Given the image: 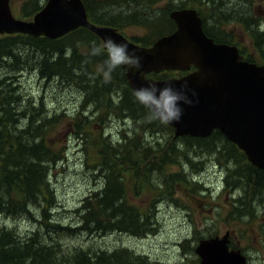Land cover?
Masks as SVG:
<instances>
[{
    "label": "rangeland",
    "instance_id": "obj_1",
    "mask_svg": "<svg viewBox=\"0 0 264 264\" xmlns=\"http://www.w3.org/2000/svg\"><path fill=\"white\" fill-rule=\"evenodd\" d=\"M90 1L98 5L93 12L94 16H102L104 10H109L107 17L115 19L117 24L115 27L129 39L132 37L134 42L143 45H149L161 35L172 32L173 25L168 18V13L172 9L183 7L199 9L203 16V32L210 28L212 34L219 33L221 30L218 29L221 27L216 25L217 15L227 8L229 13L235 11L238 12L237 14L245 13L253 16V26H256L259 32H264V0H204L206 5H201L203 0ZM25 2L26 0H11V9L15 17L20 18L21 7ZM45 2L46 0H39L41 7ZM213 3L216 5V10L210 14L209 6L211 7ZM34 14L23 20H32ZM244 15L241 16L244 17ZM225 32L239 52L252 58L253 62H247L264 65V42L261 43L262 47H259L263 49L261 53L255 41L240 23L230 24ZM225 32L223 31L218 37L225 39V36L227 37ZM66 44L69 46L65 57L69 59L67 56L72 49L79 50L84 42H67ZM88 44L96 45V42L88 41ZM96 46L103 49L100 42ZM94 48L96 47L91 46L90 49L86 47L79 51L86 53L89 50L88 54L93 55ZM103 52L106 54L105 51ZM21 53L26 69L21 73L13 74H18L17 82H13L10 78L3 79L9 76L10 71L5 65H0V79H3L0 96L4 99H13L15 96L17 99L16 105H12V110L8 111L9 117L16 119L17 122L12 128L9 126L10 132L7 133L10 139L14 140L15 135L22 133L25 128L27 116L33 121L44 118L46 121L43 127L45 131L43 140L46 142V147L58 150L59 155H54L50 163L46 164L47 190L44 185H41L40 194H36L35 199L25 205L28 210L25 216L14 218L0 213V231H11L13 236L22 239V242L33 240L38 246L45 248V257L57 263H62L61 255L65 254L64 252L66 254L78 250L94 254L105 252L104 257H107L113 251L129 249L132 256H141L145 264H199V257L194 251L197 242L203 238L221 237L225 232H230V246L241 251L246 257L247 264H264V190L256 198L245 193L247 187L242 183L234 184L236 180L231 173L235 169V163L231 159L232 150L218 151L213 147L214 141L204 144L192 141L195 144L186 146V141L181 140L191 137L173 138L171 127L159 121H150L145 114L138 113L137 117L136 115L130 117L119 113L117 116L110 115L113 113L106 110L105 106L104 108L94 107V104H97L94 99H112L114 104L118 103L119 99H124L125 107L134 99L133 92L127 85L122 84L114 83L110 92L101 93V83L108 80L103 76L102 66L91 67L90 77L81 83L76 82L81 64H75L71 69L75 73L71 78V80L74 79L73 81L66 82L58 78L47 80L40 75L42 60L44 58L54 60L56 55L42 54L40 50L29 46L24 47ZM78 59L81 61L79 57ZM72 63L74 60H70L68 65ZM170 76L175 77L174 74ZM96 83L97 85L94 86ZM88 99L92 103L84 102ZM40 103L41 110L38 109ZM25 107H28L26 116L16 117L18 111L21 112ZM32 108L35 110L31 111ZM82 111L87 112L85 113L87 119L95 123L97 116H105L103 126L98 127L94 124L95 129L87 127L90 130L91 144L86 146L78 137L80 134L75 135L71 128L73 115ZM10 112L16 115L10 116ZM148 122H155V128H147ZM99 132L108 135L110 140L114 141L111 142L113 148L117 145L116 141L117 143L122 141L125 149L122 152L123 156H132V158L138 156V159L143 158V154H138L142 152L141 147L149 144L148 147L153 148V153L161 157L168 152L169 144L173 141L172 158L175 161L179 159V163L165 167V176L173 179L174 174L182 175L183 178L195 184L191 190L175 184L176 186H172L171 193L168 194L166 186L161 182L162 175L155 171H148L149 160H139L137 164L142 163L143 167L138 170L137 164L136 167L124 169V171H137V174L133 176L131 182H127L125 194L127 205L122 208L129 207L128 215H137L140 222H149L150 225L145 232L135 234L117 229L104 230L103 233H88L78 229L81 221L79 210L82 199L101 184L95 172L96 161L100 156L98 149L105 146L104 142L99 141ZM40 133L41 131L36 134L35 141L40 140ZM123 134L128 137L125 141L122 139ZM135 134L139 142L134 139ZM220 135L225 139L221 133ZM221 136L215 140L216 144L226 146ZM22 139L26 145L31 144L26 136ZM235 148L238 150L236 146ZM121 150L122 147L118 153ZM149 154L148 151L146 155L149 156ZM107 155H114V153L108 149L105 151V157ZM225 156L230 161H225ZM184 158H188V161L186 162ZM235 158L241 157L237 153ZM166 159L168 160V157ZM196 160L200 162L199 165L194 164ZM30 163L33 162L29 161L28 164ZM119 163L123 164L124 168L129 166V163L123 160ZM10 164L7 169H14ZM22 164L24 166L23 161L20 165ZM132 174L129 173L128 176ZM4 190L6 189L3 186ZM19 194L13 195L20 198ZM239 199L246 201L244 203L249 212L241 219H238L237 209L234 207L235 200ZM107 211L111 212V210ZM119 216L124 217L119 213L115 216L117 220ZM57 225H61L59 232L47 230L48 226ZM68 227L70 230H66ZM73 230L76 231L71 234ZM119 259L123 260V256H119Z\"/></svg>",
    "mask_w": 264,
    "mask_h": 264
},
{
    "label": "trees",
    "instance_id": "obj_2",
    "mask_svg": "<svg viewBox=\"0 0 264 264\" xmlns=\"http://www.w3.org/2000/svg\"><path fill=\"white\" fill-rule=\"evenodd\" d=\"M83 2L92 22L99 25H109L114 27L117 25L115 19L107 17L109 10H104L105 12L103 11L102 16H94L93 12L97 9L98 5L93 4L90 0H83ZM201 5H206V2L203 0ZM215 7L216 5H214V3L211 7L209 6L210 14L215 12ZM40 9L41 5L39 0H26L24 5L21 7L20 17L29 18L32 14L36 13V11L38 12ZM198 13L203 20V16L199 9ZM237 13L238 12L235 11L229 13L228 8L227 10L220 11L217 15L216 25L221 27V29H218L221 31L219 33H215L217 34L215 35L211 33L210 28H207L206 32L204 31L205 35L217 43L232 45L229 39L230 36L225 32V29L230 24L236 22L240 23L241 26L245 28L250 37L255 41V44L258 46L257 48L262 47L261 43L264 42V32H259L258 28L253 26V16L247 15L245 13ZM241 15H244V17ZM223 31L225 32L224 34L227 35V37L225 36V39L218 37V35ZM78 41L84 42L80 49H85L86 47H89L90 49L91 46H95L97 48L96 45H98V42H100V40L93 33L84 28H79L57 40H49L45 37H30L23 34L0 35V65H5L10 71L9 76L4 77L3 79L10 78L13 82H17L18 74H13L25 71L26 67L24 61L22 60L23 54L21 51L24 47L29 46L40 50L42 54H52V56L53 54L56 55L54 60H49L48 58H44L42 60L43 63H41L40 71L41 76L47 78V80L51 78H58L66 82L73 81L74 79L71 80V78L75 73H73L71 69L75 66V64H81L79 67V75L76 77L78 78L76 82L81 83L83 80L90 77L91 67L102 66L103 61L107 57L103 52L104 49H102L103 51L101 50V54L92 55L88 54L89 50H87L86 53H82L79 51L80 49L76 50L74 48L71 52L69 51L70 54L67 56L69 59H67L65 56L67 55V48L69 45L66 43H74ZM88 41L96 42V45H90L88 44ZM149 45L145 44V46ZM259 49L262 53L263 49ZM78 57L81 59V61L78 59ZM70 60H74V63L68 65ZM246 60L253 62L249 55L246 56ZM121 68L122 66L117 68L114 72H112L110 79L101 83V93L110 92L111 86L114 85V83L125 86L127 85L125 79V70ZM169 73L170 72H164L158 76L159 78H165L170 75ZM152 76L157 77L155 75ZM3 79H0V88L3 87V85L1 86V80ZM96 85L97 83L94 86ZM94 100V102L97 103L94 104V107L104 108L103 106H105L106 110L113 113L110 115L115 114L119 116V113L130 117L135 115L137 117L138 113L147 115V110L144 109L139 103L134 101V99L132 102L127 103V107H125L123 104L125 101L124 99H119L118 103L116 104L113 103L112 99ZM87 101L92 103L90 99L84 102ZM16 103L17 99L15 96L13 99H4V97L0 96V213H5L8 216L14 218L25 216L24 214L28 211L27 208H25V205L28 202L33 201L36 197V194H40L41 185H44L45 189L47 190L45 177V170L47 169L46 164L50 163L54 155H59L58 150H52L49 146L46 147V142L43 140L45 132L43 127L46 121L44 118L33 121L31 117L27 116V123L22 133L19 132V135H15L14 140L10 139L7 132H10V127L12 128V126L17 121L16 119L13 120L11 117H9L8 111L10 109L12 110V105H16ZM38 109H42L41 103L38 104ZM32 110L35 109L32 108L31 111ZM27 111L28 107H25V109H23L21 112L18 111L17 115L16 113L10 112V116L14 117L16 115V117H24L26 116L25 114ZM85 113L87 112L82 111L77 112V115H73L71 119V128L74 130L75 135L80 134L78 137L81 138L82 143L86 146L91 144L89 134L90 130L87 129V127L95 129L93 126L94 124H96L98 127L103 126L105 122V116L101 117L96 115L97 118L95 123L93 120H88L87 116H85ZM81 121H84V123H81ZM154 125L155 122H148L146 127L155 128ZM40 131V140L38 139L35 141V136L36 134H39ZM23 136H26L31 141V144L26 145L23 142ZM220 136V133L215 132L207 139L185 138L181 141H186V146H191V144H195L194 142H202L204 144L214 141L213 147L217 148L218 151L222 150L226 152L232 150L233 155L231 159L235 163V169L232 170L231 173H233L236 180L234 184L242 183L247 187V189H245L246 194L253 195L256 198L259 197L260 192L264 190V170L257 169L248 163L245 156L240 153L233 144L228 143L222 136V139L226 142V146H217V141L215 140ZM122 139L125 141L128 139V137L123 134ZM134 139L139 142L136 134ZM99 141L104 142L105 145L99 147L98 152L100 156L98 161H96V177L97 179L101 180V184L94 188L88 195H86V197L82 199L80 205L81 208L79 210L80 212L76 210V212L80 213L79 216L81 221L78 229H82L81 231H86L88 233H103L104 230L113 231L118 229L129 231L135 234L147 231V227L149 225L148 221L140 222L137 215H128L129 207L126 209L122 208L127 205L125 203L127 202L125 195L128 186L127 182H131L133 176L137 174V171H124V169L136 167V164L139 162V160H149L147 164L148 171H155L162 175L161 182H163V184L166 186L168 194H170L171 189L176 186L175 184L182 185L184 188L190 190L195 185L186 178H183L182 175L174 174L172 175L174 176L173 179L170 176H165V167L175 166L179 163V159L178 161H175L172 158L174 153L173 141H171L169 144L168 152L161 157L153 153V148L150 149V147H148L149 144L146 147H141L142 152H138V154H143V158L141 159H138V156H135V158H132V156H123L122 152L125 149L123 148L124 146L122 141V143H117L118 141H116L115 143L117 145L113 148V144L111 142L114 141L110 140L108 135L106 136L104 134H100V132ZM14 144H16L17 147ZM121 147L122 150L118 153ZM210 148L212 149V147ZM108 149L111 150L114 155H107L105 157V151ZM148 151L150 152L149 156L146 155ZM237 153L240 155V159L235 158ZM167 157L168 160L166 159ZM120 160L128 162L129 166L124 168L123 164L119 163ZM184 160L187 162L188 158H184ZM22 161L24 166L23 164L22 166L20 165ZM29 161H32L33 163L28 164ZM225 161L230 160H227L225 156ZM9 164L13 166L14 169H7ZM194 164L199 165L200 162L196 160ZM142 167V163L137 164V170L138 168L140 169ZM129 173L133 174L128 176ZM186 184L189 186H184ZM3 186L6 189L4 191ZM14 193H20V198L14 197ZM244 202H246L244 199L235 200L234 207L237 209L238 219L244 218L249 213L247 212L248 208ZM107 210H111V212ZM119 213L123 214L126 218L119 216V219L117 220L115 216ZM60 226L61 225H57L55 227L48 226L47 230L59 232ZM66 230H70L69 227ZM74 231L76 230H73L71 234ZM45 253V248L38 246L37 243L31 239L22 242V239L17 238L15 235L13 236L11 231H0V264H145L141 256H132L127 249L113 251L110 253L111 255L107 257H104V254H106L105 252H99L95 254L89 251L81 250H78L74 253L68 252L67 254L64 252L67 256H65V254L61 255L62 263H57L55 260H49L47 257H45ZM119 256H123V260H120ZM131 260L133 262H131Z\"/></svg>",
    "mask_w": 264,
    "mask_h": 264
},
{
    "label": "water",
    "instance_id": "obj_3",
    "mask_svg": "<svg viewBox=\"0 0 264 264\" xmlns=\"http://www.w3.org/2000/svg\"><path fill=\"white\" fill-rule=\"evenodd\" d=\"M169 17L176 25L175 31L159 37L150 47H141L114 27L91 23L82 0H47L30 21L16 19L10 0H0V35L57 40L84 28L103 45L108 37L126 43L129 52L139 56L142 63L139 72L122 66L132 91L152 85L163 87L168 82L176 88L188 85L193 104L181 105L180 121L167 124L174 129V138H206L218 130L250 164L264 170V65L243 61L235 46L215 43L207 37L195 9L174 10ZM191 67L194 70L187 72ZM162 71L187 73L164 80L146 78L147 74ZM229 238L230 232H225L221 237L199 240L194 250L199 264H247L239 249L229 250Z\"/></svg>",
    "mask_w": 264,
    "mask_h": 264
},
{
    "label": "clouds",
    "instance_id": "obj_4",
    "mask_svg": "<svg viewBox=\"0 0 264 264\" xmlns=\"http://www.w3.org/2000/svg\"><path fill=\"white\" fill-rule=\"evenodd\" d=\"M103 49L107 58L103 61L101 71L106 80L110 79L112 72L121 66H128L137 72L141 71V58L134 52L130 53L126 43H116L108 37L105 39ZM92 51L93 54H101L100 48H94ZM188 92L187 84L176 88L168 82L163 87L152 85L134 89L133 96L135 101L147 110L148 120L169 124L180 121L183 115L181 105L193 104ZM192 96H195V92H192Z\"/></svg>",
    "mask_w": 264,
    "mask_h": 264
},
{
    "label": "flooded vegetation",
    "instance_id": "obj_5",
    "mask_svg": "<svg viewBox=\"0 0 264 264\" xmlns=\"http://www.w3.org/2000/svg\"><path fill=\"white\" fill-rule=\"evenodd\" d=\"M175 9H181V8H175ZM173 10V9H172ZM171 11V10H170ZM169 17V16H168ZM170 22L172 23V25H173V31L176 29V26H175V24H174V22H172L171 20H170ZM100 26V25H99ZM155 29H157V27L155 28ZM172 31V32H173ZM172 32H170V33H172ZM121 33H122V35L125 37V38H127L129 41H132L133 43H135L136 45H139V46H145V45H143V44H138V43H136V42H134L133 40H132V37H131V39H129L126 35H124L123 34V32L121 31ZM169 33V34H170ZM175 75V77H178V76H180L179 74H177V73H175L174 74ZM169 77H171L170 75H169ZM156 78H159V76L158 77H156Z\"/></svg>",
    "mask_w": 264,
    "mask_h": 264
},
{
    "label": "bare ground",
    "instance_id": "obj_6",
    "mask_svg": "<svg viewBox=\"0 0 264 264\" xmlns=\"http://www.w3.org/2000/svg\"><path fill=\"white\" fill-rule=\"evenodd\" d=\"M198 13V12H197ZM198 15H199V13H198ZM200 17V16H199ZM201 18V17H200ZM203 25V24H202ZM167 72H169V71H167ZM189 137V136H188ZM62 158V157H61ZM168 197V196H167ZM151 217V216H150ZM153 217V216H152ZM150 225V224H149ZM156 225V224H155ZM150 231V230H149ZM153 231V230H152ZM196 244V243H195ZM129 250V249H128ZM148 261V260H147Z\"/></svg>",
    "mask_w": 264,
    "mask_h": 264
}]
</instances>
